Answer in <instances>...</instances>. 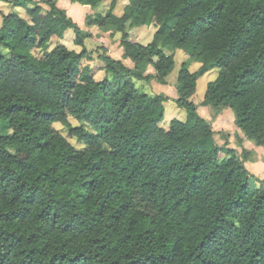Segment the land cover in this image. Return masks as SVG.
<instances>
[{"label": "trees", "instance_id": "trees-1", "mask_svg": "<svg viewBox=\"0 0 264 264\" xmlns=\"http://www.w3.org/2000/svg\"><path fill=\"white\" fill-rule=\"evenodd\" d=\"M117 1L91 19L121 32L133 66L103 54L110 77L100 80L80 64L87 34L55 0H11L28 19L0 13V120L11 129L0 134V264H264V186L191 100L197 78L218 68L201 105L231 108L264 146V0H127L120 16ZM151 23L148 43L129 40ZM68 29L80 51L32 53ZM164 48L188 57L173 98L187 116L167 128L168 97L131 80L165 83L174 59Z\"/></svg>", "mask_w": 264, "mask_h": 264}, {"label": "rangeland", "instance_id": "rangeland-1", "mask_svg": "<svg viewBox=\"0 0 264 264\" xmlns=\"http://www.w3.org/2000/svg\"><path fill=\"white\" fill-rule=\"evenodd\" d=\"M55 1L57 6L64 9L67 16L79 25L83 30V33L87 34L83 40V48L85 49V52L84 58L80 62L81 66L88 64L91 68L93 77L96 80L104 78L105 75L110 77V75L106 74L103 69V61L100 56L103 54H108L112 58L119 56L120 50L121 52L123 51V48L120 45L121 32L112 26H107L105 29H99L91 19L97 14H105L109 7L110 0H103L94 8H89L88 6L72 2L71 0ZM126 2L127 0H118L113 9V13L120 16ZM8 11H16L20 16L28 19L25 9L21 7H13L11 0L8 2H0V13H6ZM87 16L90 17L87 18ZM154 31L155 26L153 23L150 25L136 26L127 30L129 40L141 44L148 43L152 39ZM58 43H62L69 49H73L77 52L82 49L81 46L74 44V33L71 29H68L62 37L52 36L47 43L45 50L34 48L32 53L35 55H41L44 51L51 50ZM164 52L166 54H172L174 59L173 68L165 77V83H160L153 77L146 80L136 78H131V80L140 92H145L147 94L165 93L168 95V99L163 102L164 117L160 123L162 127L167 128L171 119L176 118L178 120H185L187 116L186 111L177 106L174 103L173 98L176 96L175 87L178 71L181 63L185 60L188 61V57L182 49L178 48H164ZM199 66V61L189 60L188 67L190 71L197 70ZM218 71V68H213L197 78L195 92L191 96V100L196 104L197 113L207 119L212 125L215 132L216 142L220 145L226 144L228 147L234 148L238 155L244 160L248 171L257 177V181L254 182V185L258 187L260 184H263L262 186H264V146H257L235 125V114L231 108L222 107L217 110L211 106L201 105L206 84L216 78ZM148 73H154V69L150 65H147L144 71V74ZM68 119L72 125L78 124V122L72 117H69ZM54 127L66 136L69 142L75 147L79 148L82 146L75 138L67 135L66 129L63 125L56 123ZM10 132L11 129L8 127L7 121L0 120V134H7Z\"/></svg>", "mask_w": 264, "mask_h": 264}, {"label": "crops", "instance_id": "crops-1", "mask_svg": "<svg viewBox=\"0 0 264 264\" xmlns=\"http://www.w3.org/2000/svg\"><path fill=\"white\" fill-rule=\"evenodd\" d=\"M122 53V54H121ZM111 55V54H110ZM115 59H120L121 61H122V63H124L126 66H128V67H132L133 66V63H132V61L129 59V58H124L123 57V51L121 52V50H120V54H119V56H117V57H115ZM129 64V65H128ZM166 81V80H165ZM161 94H163V95H165V96H167L168 97V95L167 94H165V93H161ZM173 98V97H172Z\"/></svg>", "mask_w": 264, "mask_h": 264}]
</instances>
